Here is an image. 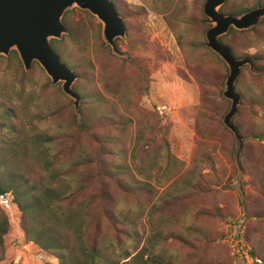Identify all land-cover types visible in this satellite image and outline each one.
I'll return each mask as SVG.
<instances>
[{"label":"rangeland","instance_id":"rangeland-1","mask_svg":"<svg viewBox=\"0 0 264 264\" xmlns=\"http://www.w3.org/2000/svg\"><path fill=\"white\" fill-rule=\"evenodd\" d=\"M113 1L126 25V38L115 41L123 55L105 43L101 22L75 6L62 17L68 32L52 44L78 75L72 85L78 113L61 82L52 85L38 62L25 71L14 49L0 55L2 178L21 176L20 192L35 186L42 199L45 189L69 192L68 206L87 197L93 216H110L101 222L109 236L96 264H151L150 257L237 264L238 232L264 262V140L255 137L264 132V18L254 30L220 37L236 57L255 59L257 70L244 65L235 83L241 103L232 120L248 136L235 181V139L222 122L230 107L222 95L228 67L205 44L211 25L205 0ZM258 5L264 0H226L219 9H244L231 13L240 14ZM50 150L58 152L52 166ZM83 150L98 151L104 168L119 169L116 179L126 190L106 180L99 196V161L73 163ZM60 167L87 183L86 194L67 191L55 175ZM25 200L31 203V195ZM6 212L10 226L0 264L75 263L83 247L77 236L63 237L74 249L43 250L26 241L16 205ZM114 220L117 230L110 228ZM61 253L65 258L58 259Z\"/></svg>","mask_w":264,"mask_h":264},{"label":"water","instance_id":"water-1","mask_svg":"<svg viewBox=\"0 0 264 264\" xmlns=\"http://www.w3.org/2000/svg\"><path fill=\"white\" fill-rule=\"evenodd\" d=\"M225 1L205 0L202 10L211 24L205 31V44L228 67L222 95L230 101V107L222 122L234 135L237 181L242 174L240 154L243 136L232 120L241 103L235 83L244 65H248L253 73L257 70L254 67L255 59L236 57L230 46L221 42L220 37L231 27L247 30L260 23L264 18V5H258L240 14H231L223 13L219 9ZM74 6L95 16L102 24L101 33L105 43L111 47L114 54L123 55L117 50L115 39L126 38V26L123 16L119 14L112 0H0V55H8L14 49L25 71L30 69L34 61L38 62L52 85L61 82L62 91L73 99L75 112L78 113L80 97L72 87L78 75L62 61L51 44V39H60L68 32L62 17L67 9Z\"/></svg>","mask_w":264,"mask_h":264},{"label":"trees","instance_id":"trees-1","mask_svg":"<svg viewBox=\"0 0 264 264\" xmlns=\"http://www.w3.org/2000/svg\"><path fill=\"white\" fill-rule=\"evenodd\" d=\"M243 10L244 9L228 10L226 13H238ZM255 28L256 26L248 30H236L231 27L225 35L229 34L231 31L246 32L254 30ZM54 41L56 40L51 39V44H53ZM13 53L16 55L15 52ZM79 128L86 131L82 124H79ZM242 136L244 140L248 137L247 135ZM255 137L261 141L264 140V132H257ZM50 151L52 159L48 165L52 166L56 161L52 153L58 152H56L57 150ZM87 154L88 151L83 150L77 157L73 158V163L79 165L80 162L83 163L82 160L93 161V159H95L96 161H99L100 167L96 171V191L99 196H104V186L106 180L114 181L116 182V185L126 190V186L123 182H117L116 177H118V174H122L119 172V169L112 168L111 170H108L104 168L98 151L93 155ZM53 168L55 167L53 166ZM12 174L14 173L10 171L8 175L12 176ZM55 175L60 181L63 179L62 181H64L68 186L67 191L70 189V193H72L73 196L77 197L78 195L80 196L81 194H86L85 191L88 186L81 177L75 176L73 178H69L66 176V173L61 167L55 170ZM62 175L64 176L62 177ZM19 177L21 176L17 177L14 175L13 178L8 177L3 179L0 174V261L4 258V237L10 226L6 206L15 204L20 212L19 223L23 234L25 235L26 241L34 242L43 250L58 251L67 249V251H69L70 249H74V247L72 246L71 248L69 244H65V242L69 243V239H63V237L67 238V235L72 234L74 237L77 236L81 242H79V244L83 245L79 254L76 253L77 256H73L76 260L75 263L72 262V264H96V260L101 256L102 247L107 242V237L109 236L101 231V222L102 219L109 218L110 216L106 214L93 216L90 209L92 202L87 200V197L82 198L73 206H68L65 202L69 199V192L67 194H58L55 190L49 189L48 192L47 189H45L44 199L36 195L37 188L35 186L20 192V187L23 186L26 181L21 180L22 178L16 179ZM260 189L264 192V183ZM26 195H31V203L26 202ZM118 223V220H114L110 225V228L117 230L116 224ZM232 223L233 225H239L241 221L235 222V220H232ZM243 236L247 241L246 234ZM258 243L259 245H262L259 239ZM73 252L75 253V251ZM250 253L257 256L254 249L250 248ZM127 257L128 256H125V259ZM57 258L63 259L65 256L61 253V255L57 256ZM148 260L151 264H171L170 259L168 258L158 259L156 257H150ZM65 264L71 263L67 261ZM261 264H264V262L262 261Z\"/></svg>","mask_w":264,"mask_h":264},{"label":"built area","instance_id":"built-area-1","mask_svg":"<svg viewBox=\"0 0 264 264\" xmlns=\"http://www.w3.org/2000/svg\"><path fill=\"white\" fill-rule=\"evenodd\" d=\"M235 247L238 253L235 255L238 259H236L237 264H261L262 260L260 257L255 256L250 253V248L246 245V240L243 236L238 232V236H236V244Z\"/></svg>","mask_w":264,"mask_h":264},{"label":"flooded vegetation","instance_id":"flooded-vegetation-1","mask_svg":"<svg viewBox=\"0 0 264 264\" xmlns=\"http://www.w3.org/2000/svg\"><path fill=\"white\" fill-rule=\"evenodd\" d=\"M113 1V0H112ZM113 3L115 4V2L113 1ZM115 6L117 7V5L115 4ZM117 10H118V12H119V14H120V11H119V9H118V7H117ZM125 23V22H124ZM126 26V25H125ZM117 39H119V38H116L115 39V41L117 40Z\"/></svg>","mask_w":264,"mask_h":264}]
</instances>
